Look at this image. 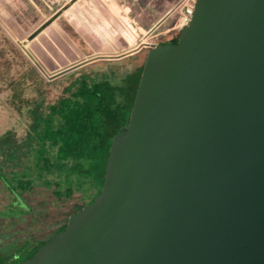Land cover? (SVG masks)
I'll use <instances>...</instances> for the list:
<instances>
[{"label": "water", "instance_id": "obj_1", "mask_svg": "<svg viewBox=\"0 0 264 264\" xmlns=\"http://www.w3.org/2000/svg\"><path fill=\"white\" fill-rule=\"evenodd\" d=\"M78 1L18 41L48 78L148 50L100 192L20 264H264V0H193L176 43L102 0L72 32Z\"/></svg>", "mask_w": 264, "mask_h": 264}, {"label": "rangeland", "instance_id": "obj_2", "mask_svg": "<svg viewBox=\"0 0 264 264\" xmlns=\"http://www.w3.org/2000/svg\"><path fill=\"white\" fill-rule=\"evenodd\" d=\"M67 1L0 0V139L4 147L11 146L14 150H19L16 168L11 165L14 163L13 159L0 152V161L3 159V162H0L1 173L4 175V180H8L9 186L16 183L19 172L26 169L27 160L32 158L34 149L31 146L36 140L37 130L43 129L41 120L50 115V106L75 91L82 80H85L87 84L104 80L120 85L129 72H133L141 65L146 54L147 49H144L141 54L128 55V57L96 60L81 68L70 70L56 79L48 78L50 73L42 63L39 62L44 69L43 73L21 49L18 41H22L27 33L36 27V23L45 20L46 16ZM92 1L79 0L74 4V8L64 13L66 15V18L63 16L64 23L68 24L70 31L73 32V28L86 30L84 26L86 23H91L92 27V24L97 23L91 17V15L94 17L92 11L94 7L90 5ZM85 4L89 6V12L84 9ZM179 14L180 10L178 13L174 11L170 22L156 28L155 31H161L170 26ZM129 28L131 29L130 26ZM75 41L79 40L75 38ZM80 42L83 47H86L85 39ZM28 50L30 51L29 47ZM20 150H25V154H20ZM30 170L27 168L25 172ZM47 177L52 178V174ZM77 177L73 172L70 175L53 176L60 186H55L53 183L51 189L62 190L66 182L72 181L67 178L75 180ZM84 187L86 184L82 183V188ZM32 193L31 196L25 195L24 200L27 202L22 206L24 210H29L28 213L21 214L19 218L11 221L1 211L5 207H11L12 194L0 178V249L4 253L12 254L32 236L42 239L49 237L70 213L80 209L89 198L83 199L85 192L75 190L70 197L63 196L59 199L52 194L48 186L43 187L42 190L34 187Z\"/></svg>", "mask_w": 264, "mask_h": 264}, {"label": "trees", "instance_id": "obj_3", "mask_svg": "<svg viewBox=\"0 0 264 264\" xmlns=\"http://www.w3.org/2000/svg\"><path fill=\"white\" fill-rule=\"evenodd\" d=\"M172 41L176 43L177 37ZM141 70L142 64L126 75L120 85L104 80L87 84L82 80L75 91L49 107L50 115L41 120L43 129L37 130L36 140L31 146L34 154L27 160L26 167L31 170L19 172L16 183L9 180L12 183L9 186L8 180H4L1 173L0 164V178L12 194L11 207H5L1 211L5 217L13 221L19 215L28 213L29 210H24L22 206L27 202L24 200L25 195L31 196L34 187L42 190L48 186L59 199L63 196L70 197L75 190H81L85 192L83 199L89 197L86 203L92 202L101 189L112 138L128 123ZM0 152L13 159L14 163L11 165L14 168L18 166V149L4 147L0 139ZM24 152L25 150H20V154ZM72 172L78 176L75 180L67 178L72 181L66 182L62 190L51 189L53 183L60 186L53 176L70 175ZM51 174L52 178L48 179L47 176ZM82 183L86 184L84 189ZM65 226L66 221L56 227L51 236ZM51 236L44 239L32 236L12 254L0 249V264H20L32 257Z\"/></svg>", "mask_w": 264, "mask_h": 264}, {"label": "crops", "instance_id": "obj_4", "mask_svg": "<svg viewBox=\"0 0 264 264\" xmlns=\"http://www.w3.org/2000/svg\"><path fill=\"white\" fill-rule=\"evenodd\" d=\"M102 2L111 7L113 13L124 16L136 31L141 34L139 38L142 41L153 43L167 37L176 30L175 27H177L176 23L179 15L170 26L161 31H155L156 28L170 22L174 11L178 13L179 10H182L184 0H102ZM91 6L104 17L103 12L93 2ZM156 38L157 40H154ZM144 49L148 50V48L142 47V50ZM141 53L139 51L137 54Z\"/></svg>", "mask_w": 264, "mask_h": 264}, {"label": "built area", "instance_id": "obj_5", "mask_svg": "<svg viewBox=\"0 0 264 264\" xmlns=\"http://www.w3.org/2000/svg\"><path fill=\"white\" fill-rule=\"evenodd\" d=\"M192 13H193V0H184L182 10L180 11L176 23L177 27H175L177 31H179V29L183 25H187L189 23Z\"/></svg>", "mask_w": 264, "mask_h": 264}, {"label": "flooded vegetation", "instance_id": "obj_6", "mask_svg": "<svg viewBox=\"0 0 264 264\" xmlns=\"http://www.w3.org/2000/svg\"><path fill=\"white\" fill-rule=\"evenodd\" d=\"M177 34H178V31H173L170 35H168L167 37H165V38H161L159 41H161V42H166V41H172L175 37H177ZM158 42V41H157ZM173 42V41H172ZM174 43V42H173ZM144 48H147V47H144ZM139 51H141L142 52V46L137 50V51H135V52H133V53H131V54H128V55H136ZM128 55H124L123 57H128ZM99 60H108V59H99ZM96 61V60H95ZM93 62V61H92ZM91 63V62H90ZM88 64V63H87ZM142 64V63H141ZM86 65V64H85ZM84 66V65H83ZM83 66H81V67H83ZM81 67H79V68H81ZM138 68V67H137ZM130 73V72H129ZM62 76V75H61ZM60 77V76H59ZM58 78V77H57ZM54 79H56V78H54ZM85 205V204H84ZM83 205V206H84ZM82 207V206H81ZM80 207V208H81ZM79 210V209H78ZM77 210H75L74 212H76ZM73 212V213H74ZM72 213H70L69 215H71ZM69 215L67 216V218L69 217ZM66 222H67V219L65 220ZM64 221V222H65ZM63 222V223H64ZM62 223V224H63ZM62 224H60V225H62ZM59 225V226H60ZM58 227V226H57ZM51 236V235H50Z\"/></svg>", "mask_w": 264, "mask_h": 264}]
</instances>
